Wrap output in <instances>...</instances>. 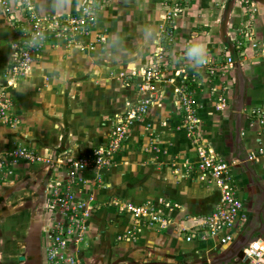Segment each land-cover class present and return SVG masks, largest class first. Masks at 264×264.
Here are the masks:
<instances>
[{"label":"crops","instance_id":"1","mask_svg":"<svg viewBox=\"0 0 264 264\" xmlns=\"http://www.w3.org/2000/svg\"><path fill=\"white\" fill-rule=\"evenodd\" d=\"M2 1L4 85L20 34ZM33 1L40 17L53 18L77 15L84 0ZM180 1L185 5L168 44L162 42L165 16L174 5L167 6V0H108L88 34L50 38L19 86L10 89L14 122L6 124L0 117V152L25 147L42 159L21 160L0 172L4 178L0 198L10 209L0 207L7 216H2L0 229L17 240L23 264H49V232L61 219L49 207L53 185L69 184L68 164L105 147L119 115L138 100L140 78L130 79L126 88L118 84V75L144 69L161 49L165 80L159 100L133 125L111 165L86 170L74 186L77 198L92 199L95 209L86 219L83 240L71 245L72 253L81 264H211L251 234L264 242V128L257 115L264 112V0H248L253 5L247 0H235L233 5L231 0ZM194 40L206 45L211 57L207 66L185 55ZM229 57L234 59L232 66ZM184 85L196 99L199 135L230 164L244 204L231 230L235 241L228 245L218 239L186 240V234L214 211L221 194L199 180L197 149L177 101V90ZM243 88L244 107L238 119ZM220 95L227 101L221 112ZM161 201L173 205L165 227L142 224L119 210L125 202ZM13 222L19 225L16 231ZM244 256L231 264H248ZM6 264H13L9 256Z\"/></svg>","mask_w":264,"mask_h":264},{"label":"built area","instance_id":"2","mask_svg":"<svg viewBox=\"0 0 264 264\" xmlns=\"http://www.w3.org/2000/svg\"><path fill=\"white\" fill-rule=\"evenodd\" d=\"M108 0H84L77 15L64 17L42 18L35 14L31 0H3L2 7L9 17L18 24L20 39L13 46V61L6 74V82L0 84V117L6 124H12V101L10 89H16L20 81L28 74L32 64L43 53L45 45L50 38L74 39L86 35L98 23L102 6ZM247 5H253L246 1ZM175 8L165 16V37L162 42L173 41L172 26L182 11L184 2L180 0H167V6ZM241 51V43L237 46ZM163 49L157 52L155 60L140 71H133L130 79L136 80L139 93L138 100L129 106L126 112L119 115L116 126L113 127L108 143L99 147L88 156L76 158L67 166L69 184L62 186L54 184L49 198V207L58 212L60 221L55 223L50 232V246L47 252L49 264H81L77 253H72L71 245H77L84 238L85 222L92 212L94 205L92 199L79 200L74 190L75 184L81 183L80 176L91 168H107L112 163L114 155L123 147L130 130L134 124L144 119L149 109L156 104L161 95V85L164 82ZM264 54V48H263ZM227 63L232 66L234 59L228 58ZM205 66L208 63L204 64ZM185 78L184 82H187ZM177 101L183 112L184 127L189 138L197 149L198 162L196 169L199 180L205 184L214 185L221 194L220 201L214 211L202 219L201 225L186 234L187 242L198 240L206 242L218 239L222 245L235 241L231 230L235 222L241 217L244 209L235 179L230 170V164L215 150L204 144L198 133L199 119L196 99L191 90L184 85L177 90ZM259 124L264 128V112L258 111ZM21 160L32 163L42 161L28 148H16L7 154L0 152V172L8 171L12 165ZM173 205L161 201L158 205L152 203L134 204L125 202L120 204L122 213L130 214L138 222L151 226L165 227L170 224L167 211H172ZM184 233L187 231L183 230ZM78 242V243H77ZM77 243V244H76ZM248 264H264V242L258 240L245 252Z\"/></svg>","mask_w":264,"mask_h":264},{"label":"rangeland","instance_id":"3","mask_svg":"<svg viewBox=\"0 0 264 264\" xmlns=\"http://www.w3.org/2000/svg\"><path fill=\"white\" fill-rule=\"evenodd\" d=\"M32 1V5H33V7H34V9H35V14H38V11H37V7H36V5H35V3H34V1L33 0H31ZM227 69V68H226ZM133 72V71H132ZM131 72H128L127 71V73H124V75H121L120 77H119V75H118V77H117V82H118V84L120 85V83L124 86V87H129V85H130V80L128 79V76H129V74H130ZM113 77V76H112ZM221 97V95L218 97V101H219V104H218V108H217V111H219V112H221V111H223V109H224V107H225V105L227 104V101H226V99L224 100V98H220ZM130 105H132V104H129L128 106H127V109L129 108V106ZM126 109V110H127ZM126 110H125V112H126ZM124 112V113H125ZM123 113V114H124ZM183 113V112H182ZM122 114V115H123ZM121 115V116H122ZM198 116V115H197ZM183 118H184V115H183ZM199 119V118H198ZM198 128H199V126H198ZM0 183H4V178H0ZM9 204H6L5 205V201H4V199H2V198H0V207H3V208H6L8 211L10 210L9 209V206H8ZM15 205V204H14ZM12 209V208H11ZM2 216H5V214L3 213V210H2V208H0V220H2L3 219V217ZM5 217H7V216H5ZM16 221H18L19 222V224L21 223V221H19V219H16ZM2 221H0V228H1V226H2ZM14 223V226H13V230H14V228H15V231H16V229L19 227V225H17L16 227H15V222H13ZM12 223V224H13ZM12 224H11V226H12ZM7 228V227H6ZM11 231V230H10ZM10 233V232H9ZM13 234V233H12ZM16 239H15V237H12V235H6L5 233H3V230H1L0 229V255L2 256H4L5 257V259H2L3 258V256L2 257H0V261H3V262H5V264H6V262L8 261V256H9V258H10V260H11V262H13V264H23V260H21L20 258H19V256L20 255H22V254H24L23 252H22V250H19V248H16L17 247V240L15 241ZM1 241H2V243H1ZM7 243H10V244H7ZM45 258V257H44ZM45 261H46V258H45ZM1 264V263H0ZM4 264V263H3Z\"/></svg>","mask_w":264,"mask_h":264},{"label":"water","instance_id":"4","mask_svg":"<svg viewBox=\"0 0 264 264\" xmlns=\"http://www.w3.org/2000/svg\"><path fill=\"white\" fill-rule=\"evenodd\" d=\"M235 0H231L230 1V5H233ZM226 27L223 26V31H225ZM225 33V32H224ZM228 41V40H227ZM244 94H245V90L244 88L241 89V92H240V99H239V102H238V105L236 107V110H237V117L238 119L241 118V113L243 111V101H244ZM240 131L238 130L237 131V139L238 141L240 140ZM247 166V165H245ZM259 238L257 237H254V234H251L249 237L247 238H243L241 239V241L239 242L240 244L238 246H236L234 249H232L230 251L229 254H227L224 258H222L221 260H218V261H215V262H212L211 264H231L233 262V260L235 258H238V259H243V256H244V252L251 246L253 245L255 242L258 241ZM24 258H22L23 260Z\"/></svg>","mask_w":264,"mask_h":264},{"label":"clouds","instance_id":"5","mask_svg":"<svg viewBox=\"0 0 264 264\" xmlns=\"http://www.w3.org/2000/svg\"><path fill=\"white\" fill-rule=\"evenodd\" d=\"M185 55L193 60L197 64L208 63L211 57L208 55L207 47L198 40H194L193 43L187 48Z\"/></svg>","mask_w":264,"mask_h":264}]
</instances>
